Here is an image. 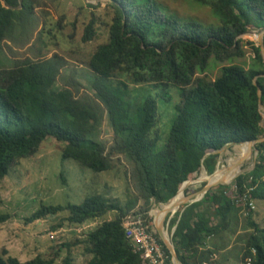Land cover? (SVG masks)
I'll use <instances>...</instances> for the list:
<instances>
[{
	"label": "trees",
	"instance_id": "obj_1",
	"mask_svg": "<svg viewBox=\"0 0 264 264\" xmlns=\"http://www.w3.org/2000/svg\"><path fill=\"white\" fill-rule=\"evenodd\" d=\"M5 1L16 8H6L0 1V51H4L5 40L26 47L42 25L36 5L46 3L22 0L18 7V0ZM194 1L210 6L221 23L204 24L165 13L155 0H110L113 17L109 39L97 46L88 59L94 76L88 78L87 86L72 74L60 76L63 57L46 56L48 44L42 41L45 25L37 32L35 43L27 47L31 55L22 53L24 58L14 61L8 56L13 61L11 69L5 71L9 80L7 84L0 83V176L48 136L64 143L63 158L94 172L114 168L115 156H122L130 165L132 187L126 202L97 193L81 203L42 204L26 218L33 221L66 212L64 221L76 227L114 212V218L103 220L85 233L82 241L90 255L86 264H143L140 252L126 238L124 217L137 210L154 227L149 215L153 203H165L176 195L201 164L209 172L214 171L216 154L204 157L205 154L264 135L253 83L258 76L264 102V59L258 45L253 50L260 68L247 69L231 63L223 65L213 80L196 77V73L206 71L211 59L223 61L243 55L238 37L250 25L264 27V0ZM94 35L91 20L82 40L89 41ZM2 60L4 54L0 63ZM115 75L129 76L134 84L163 88L174 84L178 88L180 101L175 105L164 146L159 145L161 134L155 132L156 99L144 94L139 103L131 98L125 81L112 80ZM104 118L113 131L111 139L100 136ZM257 148L254 169L235 179V197L227 194L229 186H216V196L209 190L203 200L187 205L171 220L172 224L177 222L172 239L184 264H225L216 258V253L226 249L229 242L207 245L209 239L238 229L232 223L242 210L237 198L249 195L264 200V142ZM243 212L252 232L241 246L239 262L246 264L250 259V264H264V227L253 221L249 206ZM7 218L8 214H0V222ZM153 233L165 252L164 263L173 264L157 231ZM221 252L220 259L229 261V256ZM6 253L0 254V264H75L68 242L59 245L54 255L38 254L24 262L4 256Z\"/></svg>",
	"mask_w": 264,
	"mask_h": 264
},
{
	"label": "rangeland",
	"instance_id": "obj_2",
	"mask_svg": "<svg viewBox=\"0 0 264 264\" xmlns=\"http://www.w3.org/2000/svg\"><path fill=\"white\" fill-rule=\"evenodd\" d=\"M41 1L46 4L36 5V11L40 15V21L43 25L38 27L35 34L45 25V29L42 28L45 31L42 41L44 44H48V51L45 48L43 52L47 51V57H51L53 54L63 57L65 63L60 70V76L64 75L63 77H65L72 74L83 85L87 86L88 78L94 76V72L88 66V59L97 46L106 43L109 39V27L113 17V8L108 4L110 0ZM155 1L161 5L165 13H173L180 18L196 19L204 24L221 23L210 6L194 0ZM91 20L93 21L95 35L91 40L84 41L82 40L84 30ZM257 29L254 25L248 27V30ZM238 38L240 40L239 46L243 51L242 56H233L223 61L211 59L206 71L196 73V77L205 76L207 79L213 80L220 74L223 65L231 63L243 65L247 69L260 68L253 50L254 45H259L256 32L241 34ZM37 45H39L38 42L35 46ZM2 48L4 51L1 49L0 54H4L5 60L0 63V83L7 84L9 77L6 76L5 71L11 69L13 59H19L20 56L17 53L9 52L11 48L8 44L3 45ZM8 56L13 61L9 60ZM23 58L24 56H21L20 60ZM120 79L128 84L131 98L138 99L139 103L142 101L144 94H151L156 99L158 123L155 132L161 134L159 145L164 146L172 116L175 114V105L180 101L178 88L174 84H169L164 88L159 87V85L154 87L156 84H134L126 75L112 77L113 81H119ZM57 85L60 87L61 83ZM147 87L152 88L151 91L142 90V88L147 89ZM100 128L101 138L111 139L113 131L107 119H103ZM63 145L64 143L56 140L53 136H48L37 149L24 157L17 158L8 166L5 174L0 176V214H8V218L0 222V254L6 251L7 253L4 256L10 255L24 262L38 254L54 255L59 245L68 242L71 243V254L74 263L86 264L90 255L84 249L82 241L85 238V233L103 220L114 218V212H109L103 217L76 227L68 225L64 221V217L67 216L66 212L33 221H27L26 218L36 212L42 204L81 203L87 196L97 193L106 197H118L124 202L129 199V189L132 187L129 176L130 165L122 156L114 157L116 160L114 168L108 171L94 172L74 160L63 158L61 154ZM237 145V143H229L222 147L219 152L212 153L216 154L214 170L217 166L219 168L226 165L227 159L236 154L235 148ZM252 150V158L242 163L241 173L237 174L227 185L230 187L227 190L229 196L235 197L237 195L235 179L254 169L253 160H257L254 158L255 148L253 147ZM202 165L188 177L189 180L198 181L200 179L203 172ZM204 166L207 174H211L205 164ZM262 180H264V175ZM205 183L206 181L190 183L185 188L183 196L196 194L203 188ZM212 188L209 192L212 191L216 196L218 191L215 189L217 187ZM236 203L242 206V210L235 216L233 215L234 221L238 223V225L236 224L237 228L241 230L236 242L241 243V245L234 243L231 248H228V245L226 250L223 251L224 255L229 256V261L220 259L221 251L216 253V258H219L221 263L225 264H240L241 246L245 243L246 236L252 232V227L247 226L246 215L243 212L245 207L243 197L237 198ZM252 204L253 221L257 222L260 227H264V200L252 199ZM211 205L210 208L213 209L215 203L212 202ZM183 206L184 203H181L172 216L171 212L165 214L164 225L169 234H171L174 227V230H176L177 222L172 224L171 220L176 217L179 211L181 214ZM205 206L209 207V204L205 203ZM158 210H162L159 203H153L149 209V214L152 217L150 221L155 229L157 222L154 212ZM59 224L60 227H58ZM235 232L236 230L226 231L225 234L223 232L221 235H227V239L232 240ZM224 239V237L220 236L219 238V236H216L214 241L221 245L223 244L221 240L225 241L226 239Z\"/></svg>",
	"mask_w": 264,
	"mask_h": 264
},
{
	"label": "water",
	"instance_id": "obj_3",
	"mask_svg": "<svg viewBox=\"0 0 264 264\" xmlns=\"http://www.w3.org/2000/svg\"><path fill=\"white\" fill-rule=\"evenodd\" d=\"M0 1H1L2 5H3L4 7H6V8H16V7H12V6H10L9 4H7V2H6L5 0H0ZM18 2H19V6H18V7H20L21 4H22V0H18ZM88 2H89V1H88ZM251 32H256V34H257V36H258V38H257V39H258V44H259L258 46L260 47V52H261V55H262V57H263V59H264V27H259L257 30H247V31L245 32V34H249V33H251ZM257 77H258V76H256V77L253 79V83H254V85H255L256 88H257L258 109H259V112H260V114H261V116H262L261 124H262V126L264 127V102L262 101V88L260 87V85H259L258 82H257ZM262 142H264V135H263V136H260V137H258V138H256V139H252V140L244 141V142L237 143V144L250 143V144L252 145V147L255 148V155H254V158L256 159V158H257V155H258V152H259V151H258V148H257V144L262 143ZM221 149H222V148H221ZM221 149H219V150H213V152H208L207 154H205L204 157H206V156L209 155V154H212V153H215V152H219ZM203 159H204V158H203ZM255 164H256V161L253 160V166H255ZM217 168H218V166L216 167V169L214 170L213 173L209 174V176H213L214 173L217 171ZM202 169H204L205 172H206V169H205L204 164L202 165ZM206 173H207V172H206ZM239 174H240V173H239ZM232 179H233V178H232ZM232 179H231V180H232ZM231 180H230V181L217 180V181H214V182H209V183H207V184H205V185L203 186V188L200 190V193L203 192V195H205L206 192H208V191H209L212 187H214V186H219V185H229V183L231 182ZM189 183H190V180L188 179V180L184 181V182L182 183V185L187 186V185H189ZM204 193H205V194H204ZM177 194H178V192H177ZM177 194H176V195H177ZM176 195H174L172 198H170L167 202H165V203H160V206L162 207V206H164V205L170 203L171 200H173V198H174ZM203 195H202V197H197V195H195V194H193V193H192V194H187V195H186V201H185L186 204L184 203V206H183L182 209H181V213H182V211L186 208L187 205L192 204V203H194V202H197V201L201 200V199L204 197ZM173 213H174V212L171 213V216L173 215ZM167 214H168V212H167ZM167 214H166V215H167ZM165 218H166V216H165ZM165 218H164L162 221H160L159 224L156 223V230H157V232H158L160 238L162 239L164 245L166 246V248L169 250V252H170V254H171L172 263H173V264H184V263L182 262V260L179 258L178 254H177V251H176V248H175V244H174L173 239H172V236H173L174 231H175V230H174L175 227L172 229L171 234H169L168 231H167V229H165V225H164Z\"/></svg>",
	"mask_w": 264,
	"mask_h": 264
},
{
	"label": "built area",
	"instance_id": "obj_4",
	"mask_svg": "<svg viewBox=\"0 0 264 264\" xmlns=\"http://www.w3.org/2000/svg\"><path fill=\"white\" fill-rule=\"evenodd\" d=\"M247 197L243 196V201H246ZM248 205L253 208L252 200H249ZM150 218L152 217L150 216ZM122 225L125 229L126 238L140 252L143 264H165L166 255L153 233L155 228L151 226L149 220L141 212L133 210L127 214ZM249 260L247 259L246 264H250ZM202 264L210 263L203 262Z\"/></svg>",
	"mask_w": 264,
	"mask_h": 264
},
{
	"label": "bare ground",
	"instance_id": "obj_5",
	"mask_svg": "<svg viewBox=\"0 0 264 264\" xmlns=\"http://www.w3.org/2000/svg\"><path fill=\"white\" fill-rule=\"evenodd\" d=\"M252 148L253 147L250 143L238 144L235 148L236 154L227 159L226 165L217 168V171L214 173L213 176H209V174H207L203 169L200 179L198 181L190 180V183L206 181L205 184H207L209 182H214L217 180L230 181L237 174L241 173L242 163L252 158ZM187 186L181 185L178 190V194L173 198V200H171L170 203L166 204L163 210H158L154 212L156 215L157 224H159L160 221L164 219L165 214H167L166 211L171 213L175 212L181 203H185L186 196H183V192ZM195 195H197V197H202L203 192L200 193V191H198Z\"/></svg>",
	"mask_w": 264,
	"mask_h": 264
},
{
	"label": "crops",
	"instance_id": "obj_6",
	"mask_svg": "<svg viewBox=\"0 0 264 264\" xmlns=\"http://www.w3.org/2000/svg\"><path fill=\"white\" fill-rule=\"evenodd\" d=\"M43 24V23H42ZM36 35H37V33L36 34H34V38L30 41V43H29V45L28 46H26V47H21V46H17V45H15L14 43H13V41H8V40H5V44L4 45H6V44H8L9 46H10V48H11V50H10V52H14V53H17L19 56H21L22 55V53H24L26 56H29V55H31V54H29V52L27 51V47H29V46H31L32 44H34L35 42V37H36ZM14 45H13V44ZM13 46H12V45ZM165 207V205L162 207V210H163V208ZM166 212H168V211H166ZM165 212V213H166ZM232 223L236 226V224L238 225V223L237 222H235L234 220L232 221ZM241 232V230L240 229H237L236 230V232H235V235L233 236V239L232 240H230V238H228L227 239V235H225L224 236V238L226 239H224L225 241H226V243H228L229 242V247L228 248H231L232 246H233V244L234 243H238V242H236V240H237V237H238V235H239V233ZM158 233V232H157ZM226 232H224V234H225ZM223 234V235H224ZM215 237L214 238H212V239H209V243H208V247H213L214 246V244L216 243L215 241ZM239 245H241V243H238ZM224 250H226V249H224ZM224 250H221V251H224Z\"/></svg>",
	"mask_w": 264,
	"mask_h": 264
},
{
	"label": "clouds",
	"instance_id": "obj_7",
	"mask_svg": "<svg viewBox=\"0 0 264 264\" xmlns=\"http://www.w3.org/2000/svg\"><path fill=\"white\" fill-rule=\"evenodd\" d=\"M43 25V24H42ZM245 34V33H244ZM10 52V51H9ZM7 53V52H6ZM8 54V53H7ZM213 173V172H212ZM248 197L246 198L247 200L246 201H244L245 203H243L245 206H249L248 205V202H249V200H252V198L249 196V195H247ZM160 204V203H159ZM251 209H252V207L251 206H249ZM155 227V226H154ZM156 230V229H155ZM157 231V230H156ZM159 235V234H158Z\"/></svg>",
	"mask_w": 264,
	"mask_h": 264
}]
</instances>
